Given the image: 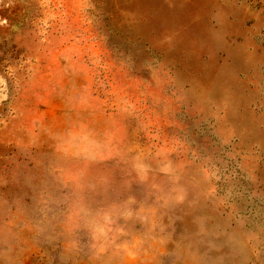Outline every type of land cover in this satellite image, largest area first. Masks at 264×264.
Segmentation results:
<instances>
[{
	"label": "rangeland",
	"instance_id": "rangeland-1",
	"mask_svg": "<svg viewBox=\"0 0 264 264\" xmlns=\"http://www.w3.org/2000/svg\"><path fill=\"white\" fill-rule=\"evenodd\" d=\"M0 264H264V0H0Z\"/></svg>",
	"mask_w": 264,
	"mask_h": 264
}]
</instances>
